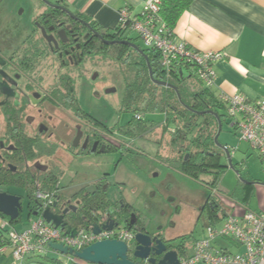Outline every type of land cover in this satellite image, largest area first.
<instances>
[{
  "label": "flooded vegetation",
  "instance_id": "obj_1",
  "mask_svg": "<svg viewBox=\"0 0 264 264\" xmlns=\"http://www.w3.org/2000/svg\"><path fill=\"white\" fill-rule=\"evenodd\" d=\"M44 2L26 30L21 18L7 19L0 11V192L12 187L9 183L56 177L58 204L54 211L61 215L67 210V223L79 210L82 215L87 213L89 199L105 193L113 211L94 209L90 218L97 219L101 212L108 222L131 231L135 239L138 233H145L152 239H161L169 250L181 255L186 236L172 243L151 233L138 209L124 198L113 202L109 197L108 182L121 165L146 158L145 149L136 142L149 133L135 136L120 124L108 126L83 107L89 72H97L102 60L106 43L103 33L71 9L66 0ZM1 6L0 0V10ZM112 154L117 156L114 176L101 172L88 185L76 182L74 190L66 193V187L61 185L66 172L81 180L85 178L86 164L109 163L107 159ZM155 161L160 162L158 158ZM197 205L198 221L211 220L222 210L212 193L205 192ZM129 248L131 260L146 263L134 257L131 244Z\"/></svg>",
  "mask_w": 264,
  "mask_h": 264
},
{
  "label": "built area",
  "instance_id": "obj_2",
  "mask_svg": "<svg viewBox=\"0 0 264 264\" xmlns=\"http://www.w3.org/2000/svg\"><path fill=\"white\" fill-rule=\"evenodd\" d=\"M66 1L72 3L74 0ZM160 10L161 0H145L138 15L134 14L130 7H124L120 10L118 26L123 32L137 33L145 48L160 53L161 66L167 78H171L178 69L191 66L195 69L196 77L206 88H214V64L223 57L222 53L199 52L186 41L178 39L163 21ZM219 99L225 105L231 124L239 133L240 141L248 143L264 160V99L251 101L242 94L225 93H222ZM136 118L142 120L143 116L138 114ZM212 195L218 200H223L216 189H213ZM57 197V188L50 192H35V198L41 202L43 211L52 207ZM100 214L101 212L89 226L77 229L75 236L47 222L42 215L32 219L29 226L23 230H17L8 220L1 219L0 226L9 230L10 245L1 247L0 254L10 248L15 260L22 264L27 256L54 253L59 255L60 262L69 264L78 263L79 259L55 251L50 243L62 244L75 251H81L107 239L124 241L130 246L135 239L134 234L117 226L112 230L105 229L108 221L106 215ZM95 225L102 228L99 233L94 232ZM219 239L230 240L242 247L243 251L232 252L217 246ZM180 264H264V210L255 211L244 207L241 213L227 215L221 226H207L206 236L194 242L192 252L180 255Z\"/></svg>",
  "mask_w": 264,
  "mask_h": 264
},
{
  "label": "crops",
  "instance_id": "obj_3",
  "mask_svg": "<svg viewBox=\"0 0 264 264\" xmlns=\"http://www.w3.org/2000/svg\"><path fill=\"white\" fill-rule=\"evenodd\" d=\"M144 2L145 0H74L70 4L102 27L113 29L119 24L122 8L130 7L131 11L138 15L143 9ZM174 33L178 39L186 41L199 52L222 53L223 57L214 64L216 86L211 89L217 97L225 93L242 94L251 101L264 99V0H194L179 18ZM187 74L197 79L194 67H185L184 75L187 77ZM226 123L228 129L222 144L230 147L233 163L241 169L243 177L254 183L242 182L229 166L225 152L221 150L222 163L226 167L222 179L215 187L223 200L215 198L221 203L222 208L215 214L221 217L225 215L223 218L231 213H241L244 207L255 211L264 210V160L248 143L240 141L239 133L232 126L230 118ZM224 129L223 126L222 133ZM230 173L232 179L229 178ZM206 179L205 190L211 194L213 189L209 184L214 182V178L208 174ZM230 180H233L232 185L225 187L226 184L230 185L229 182H232ZM34 218L36 216L31 217L26 224L22 219L21 227L15 228L25 229ZM223 220L216 223L213 219L207 220L206 228L211 224L221 226ZM205 236L206 229L201 238ZM221 240H217V246L232 252L243 251L242 247L230 240ZM191 252L192 249L187 254ZM0 264L20 263L15 260L9 248L0 254ZM22 264L61 263L30 255Z\"/></svg>",
  "mask_w": 264,
  "mask_h": 264
},
{
  "label": "trees",
  "instance_id": "obj_4",
  "mask_svg": "<svg viewBox=\"0 0 264 264\" xmlns=\"http://www.w3.org/2000/svg\"><path fill=\"white\" fill-rule=\"evenodd\" d=\"M193 1L161 0L160 15L168 28L174 31L179 18L189 9ZM87 19L103 33L106 41L130 40L137 44L139 40V37H130L128 32H123L119 26L107 29L96 21ZM141 48L151 63L154 79L167 81L177 86L181 96L179 97L175 89L154 82L150 75L146 57L135 48L122 43H105L102 59L114 63L117 68H120V72L123 75L125 86L123 110L135 112L134 119L123 126L122 129L130 130L133 135L139 136L150 133L154 128L158 129L160 127L159 135L154 139L159 147L158 153L160 154L162 150H166L167 153L171 149L174 150L176 152L175 156H169L167 159L175 163L177 169L195 179H199L202 176L206 177L208 174L212 175L214 182L209 185H211V189H216L215 185L222 179L226 166L222 163L223 158L220 153L222 149L215 142V136L219 130L218 118L215 114L207 111L218 113L224 126V123L229 118L225 105L198 78L195 79L193 76L186 77L184 75L185 68L178 69L171 78H167L161 66L160 53L157 50ZM196 84H201V88L195 89ZM146 111L165 113L167 121L164 124L147 122L144 119ZM199 112L206 113L200 114ZM138 114L143 116L142 120L136 118ZM167 136H170L169 139ZM58 183L59 181L55 177L41 181L25 179L23 183L15 182L8 185L26 188L31 197L29 216L31 218L34 217V213L38 212L40 215L43 212L41 202L35 198V192H50L56 189ZM88 201L89 205L86 208L87 213L85 215L80 214L81 211L79 210V214H74L68 219L73 228L79 229L89 226L92 223L91 221L89 222L92 219L90 218L92 217V210L105 212L110 207V201L105 193L101 197H93ZM224 216L221 217L214 214L211 220H215L214 223H216L224 219ZM0 218L8 220L13 227L22 222V215L17 220H11L0 213ZM94 220L92 219V221ZM8 231V229L0 226V248L10 245ZM188 251L189 249L185 245L182 247L181 254L186 255ZM51 256V254H48L36 257L62 264L58 259ZM69 264L79 263L70 262Z\"/></svg>",
  "mask_w": 264,
  "mask_h": 264
},
{
  "label": "rangeland",
  "instance_id": "obj_5",
  "mask_svg": "<svg viewBox=\"0 0 264 264\" xmlns=\"http://www.w3.org/2000/svg\"><path fill=\"white\" fill-rule=\"evenodd\" d=\"M47 1L54 2L56 0ZM1 2L0 11L2 16L7 17V19L21 18L23 24H26L23 26L24 30H26V26L29 25L36 11L42 9L46 4L44 0H1ZM69 6L71 9H76L70 3ZM128 35L133 38L138 37L135 32H130ZM137 44L145 47L144 42L140 39ZM100 61L101 63L97 67L99 69L95 72L99 75L95 79L93 78L95 73L89 72L86 92L82 100L83 107L104 124L111 127L120 124L123 127L131 122L135 116L134 111H125L122 107L125 94L123 75L120 68H117L114 63L104 59ZM195 86V89H199L202 85L196 84ZM112 88H116V91L108 92ZM144 119L147 122L161 124L167 121L166 114L160 111H146ZM224 128V132L219 138L220 143L225 140L228 129L227 123H225ZM159 130L160 127L158 129L154 128L152 132L147 134V137L137 140L136 145L145 149L146 158H138L134 162L129 161L122 164L116 176L111 177L108 182V194L113 202L124 198L125 202H129L134 208L138 209L143 222L151 233H157L161 238L172 243L186 236L185 244L190 250L193 242L203 236L208 223L204 218L198 221L199 212L197 210V200L201 199L207 192L204 185L207 179L204 176L199 179L191 178L177 169V165L167 159L169 156H175L176 152L174 150L171 149L168 153L166 150H162L160 154L158 153L159 147L154 139L159 135ZM169 137L167 136L168 139ZM116 158L117 156L112 154L107 159L109 163H104L101 166L99 164L93 166V163L92 165L86 164L83 168L86 172L85 178L81 180L73 178L70 173L66 172L61 185L66 187V193L69 194L74 190L76 182L88 185L92 179L105 171L114 176ZM157 158L161 163L157 162L158 160L155 161ZM229 178L232 179V173H230ZM230 181H232L229 182L230 185L227 186L226 184L225 187L232 185L233 180ZM6 192L23 198L21 215L24 224L28 223L31 197L26 188L12 186L8 187ZM113 209L114 206L108 208L109 211H113ZM120 220V225L124 227L125 222L122 219ZM21 224L19 223L16 226L19 228ZM135 246V242H132L131 249L133 250ZM51 255L56 259L60 258L57 254L51 253ZM78 263L83 264L86 262L78 260Z\"/></svg>",
  "mask_w": 264,
  "mask_h": 264
},
{
  "label": "water",
  "instance_id": "obj_6",
  "mask_svg": "<svg viewBox=\"0 0 264 264\" xmlns=\"http://www.w3.org/2000/svg\"><path fill=\"white\" fill-rule=\"evenodd\" d=\"M107 44H116L122 43L127 44L135 48L141 54H143L148 62L150 68V75L156 84L170 87L176 90L179 97L180 91L177 86L173 85L170 82L154 79L153 70L148 56L144 50L136 43H133L130 40L123 41H105ZM94 79L96 76L93 77ZM116 88L108 90V92H115ZM215 114L219 121V130L215 136L216 144L225 152L226 159L228 160L229 166L237 174L238 178L245 183L252 184L254 182L247 181L242 173L241 169L233 163L232 152L229 146L220 143L219 138L223 130V122L218 113L214 111H207ZM204 114L206 112H199ZM58 202L54 203L52 207L46 208L41 215L47 222L52 223L56 227H60L67 234L75 236L77 234V228H73L69 223L64 222V213L59 215L55 213L54 208L57 206ZM23 211L22 198L18 195L11 194L9 192H0V213L9 217L11 220H17ZM39 213H34V216H38ZM117 223L114 221H109L105 224L104 228L112 230ZM94 232L99 233L101 227L98 225L94 226ZM136 243L134 257L140 259L141 261H146V263L133 261L129 257L130 248L129 245L120 240L116 239H107L98 241L81 251H75L74 249H69L62 244L50 243V246L55 251L64 254L71 255L79 260H83L86 263L90 264H180V254L177 250H169L166 243L161 239H152L149 235L145 233H138L136 235Z\"/></svg>",
  "mask_w": 264,
  "mask_h": 264
},
{
  "label": "clouds",
  "instance_id": "obj_7",
  "mask_svg": "<svg viewBox=\"0 0 264 264\" xmlns=\"http://www.w3.org/2000/svg\"><path fill=\"white\" fill-rule=\"evenodd\" d=\"M41 215V214H40ZM39 216V215H38ZM37 217V216H36Z\"/></svg>",
  "mask_w": 264,
  "mask_h": 264
}]
</instances>
